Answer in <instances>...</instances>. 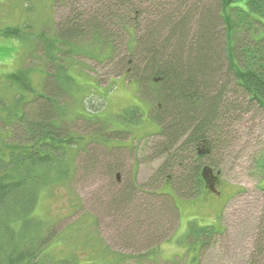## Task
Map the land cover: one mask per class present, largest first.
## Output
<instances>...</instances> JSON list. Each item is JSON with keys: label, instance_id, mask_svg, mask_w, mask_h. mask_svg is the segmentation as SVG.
<instances>
[{"label": "trees", "instance_id": "trees-1", "mask_svg": "<svg viewBox=\"0 0 264 264\" xmlns=\"http://www.w3.org/2000/svg\"><path fill=\"white\" fill-rule=\"evenodd\" d=\"M134 1L122 0L119 5L131 7ZM147 2L146 11L138 10L134 17L125 14L124 20L118 22L119 29L131 38L127 43L118 37L121 40L118 46L126 51L120 55L117 67L127 81L137 83L141 99L152 104L148 115L159 126L152 135L160 138L150 148L152 158L162 163L152 176L151 184H145L144 189L152 190L155 184L169 183L172 194L158 190L150 193L151 197H160L145 212L150 225L139 221L143 228L148 226L154 231L152 235L149 233L151 238H157L162 235L160 231L167 218L173 223L172 231L178 228L180 212L176 198H199L211 184L206 168L223 171L226 163L223 153L232 145L233 127L245 115L253 114V118L258 119L264 112V0ZM111 12L97 11L90 20L67 16L55 41L43 40L48 45L49 63L64 58L60 57L62 53L69 58L73 53L92 56L91 49L80 44L83 39L96 44L102 60L113 59L118 35L109 31L104 23V13ZM151 13L157 20L150 21L145 34L140 35L141 18ZM28 32L23 33L24 37L30 34ZM8 33L18 34L20 29H10ZM29 71V68H20L7 76L6 85L19 83L20 90L2 106L0 101L1 120L10 129L19 127L23 132L21 137L12 130L5 133L0 127V264H78L75 257L63 256L59 242L66 228L85 216L80 215L64 229H59L61 219L45 218L38 206L44 195L58 189L70 195L73 204L77 199L82 201L81 195L73 191L76 160L82 152L89 156L86 146L98 135L92 134L93 139L76 135L67 124L68 110L62 108L59 99L65 91L72 92L69 84L74 78L69 75L68 67L58 64L56 78H53L57 84L50 85L47 81L46 86L42 85L48 87L47 91L33 88ZM39 72L43 74L46 70L41 67ZM59 81H63L65 87L60 86ZM33 102L36 108L27 112L25 107ZM92 115L97 121L96 113ZM120 116L123 117L122 131L130 132L133 140L138 138L128 124H140L144 116L141 107L132 106ZM104 125L100 139L111 132L109 123ZM116 168L110 166L109 171L114 174ZM252 168L260 179L258 186L264 197L263 151L255 157ZM126 182L114 200L117 206L134 191L144 190L135 181ZM72 206L71 214L78 210L77 204ZM262 208L249 264H264V203ZM158 209L160 220L156 221ZM91 222L80 229L86 237L94 236H91ZM218 226L219 223H214L196 231L198 241L190 242L192 233L188 234L186 244L194 243L201 250L212 236L220 233ZM115 262L125 264L122 259Z\"/></svg>", "mask_w": 264, "mask_h": 264}, {"label": "rangeland", "instance_id": "rangeland-1", "mask_svg": "<svg viewBox=\"0 0 264 264\" xmlns=\"http://www.w3.org/2000/svg\"><path fill=\"white\" fill-rule=\"evenodd\" d=\"M120 1L122 0H0L1 106L20 90L19 83L17 86L6 85L10 73L20 68H29L33 88L47 91L48 87L42 85L45 83L46 86L47 81L50 85H56L57 80L53 79L56 78L55 70L58 69V64L64 65L74 78L69 84L72 92L65 91L62 99H59L62 108L68 110L67 124L76 135L88 138H92V134L98 135L92 138L93 143L86 146L89 156L82 152L76 160L77 175L73 191L81 195L82 201L78 202L77 199L73 204L70 195L63 189H58L55 193L44 195L38 206L39 211L45 218L61 219L59 229H64L80 218V215L85 216L75 225H69L59 242L63 256L66 259L75 257L78 264H109L118 259H122L125 264H249L264 203L258 186L260 179L255 176L252 168L255 157L264 152V112L258 119H254L253 114L245 115L233 127L232 145L223 153L226 157L225 167L223 171H218L222 182L215 189H207L196 199L176 198L180 212L178 232H172L173 223L170 218H167L160 231L162 235L157 238L150 237L149 233L152 235L154 231L148 226L143 228L139 224V221H147L145 212L160 199L157 196L151 197L150 193L158 190L164 194H172V190L169 183L155 184L152 190L144 189L145 184H151L152 176L162 163L161 160L152 158L151 154L153 142L160 138L152 133L157 132L159 126L148 115L152 104L141 99L137 83L127 81L119 73L117 64L120 55L126 51L118 46L119 42L122 40L128 43L131 38L130 34L119 29L118 22L124 20L122 17L125 14L134 17L139 13L138 10L146 11L148 2L136 0L134 6L122 8ZM109 10L112 12L106 14ZM97 11L106 12L105 17L102 16L106 28L118 35L113 59L102 60L96 44L90 39H83L79 43L88 46L93 52L92 56L73 53L69 58L62 53L60 57L64 58L50 64L51 59L46 54L48 45L43 40L55 41L61 23L66 22L67 16L71 18V15H77L81 19L90 20ZM109 16L112 18L109 19ZM153 16L151 13L141 18L140 35L145 34L150 21L157 20ZM192 26L197 31L195 24ZM17 28L20 33L6 34V31ZM27 32L30 34L24 37L23 33ZM65 49L62 47V51ZM41 67L47 73H40ZM58 84L65 87L63 81ZM34 102L25 107L27 112L36 108ZM132 106L141 107L144 111L140 124H128L138 137L134 140L130 132L122 131L123 117L120 116L123 110ZM93 112L98 117L97 121L91 118ZM2 115L0 109V127L6 133L12 129L1 120ZM104 123H109L111 132L106 138L102 136L100 139L99 134L106 127ZM12 131L23 136L19 127ZM110 166H117L114 174L109 171ZM126 181H135L144 189L141 191L143 194L140 190L134 191L131 197L123 200L122 205L117 206L113 204L114 200L121 194L119 191ZM261 186L264 187V180ZM76 204L78 210L71 214L74 208L72 205ZM159 212L158 209L156 221L160 220L157 217ZM90 222L91 236H94L86 237L80 229ZM214 223H219L220 233L212 236L201 250L194 243L186 244L188 234L193 233L190 235V242L198 241L195 232ZM146 230L149 232L146 233ZM163 238L165 240L161 242ZM106 248L113 254H109ZM197 256L198 259L193 260Z\"/></svg>", "mask_w": 264, "mask_h": 264}]
</instances>
